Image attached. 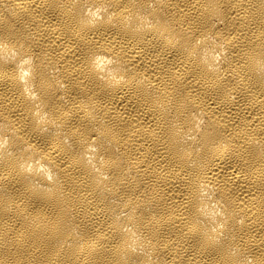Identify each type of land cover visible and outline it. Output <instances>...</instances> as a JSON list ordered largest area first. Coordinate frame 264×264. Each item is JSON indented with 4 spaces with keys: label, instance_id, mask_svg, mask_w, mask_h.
<instances>
[{
    "label": "bare ground",
    "instance_id": "bare-ground-1",
    "mask_svg": "<svg viewBox=\"0 0 264 264\" xmlns=\"http://www.w3.org/2000/svg\"><path fill=\"white\" fill-rule=\"evenodd\" d=\"M0 264H264V0H0Z\"/></svg>",
    "mask_w": 264,
    "mask_h": 264
}]
</instances>
